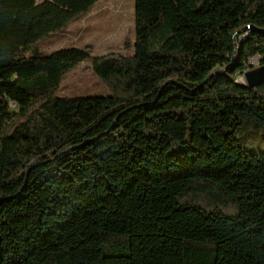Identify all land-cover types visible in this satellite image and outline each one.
Here are the masks:
<instances>
[{"label": "trees", "instance_id": "trees-1", "mask_svg": "<svg viewBox=\"0 0 264 264\" xmlns=\"http://www.w3.org/2000/svg\"><path fill=\"white\" fill-rule=\"evenodd\" d=\"M98 1L0 0V264H264V83L233 80L264 0H134L131 54L27 58ZM83 61L111 95L55 97Z\"/></svg>", "mask_w": 264, "mask_h": 264}, {"label": "rangeland", "instance_id": "rangeland-1", "mask_svg": "<svg viewBox=\"0 0 264 264\" xmlns=\"http://www.w3.org/2000/svg\"><path fill=\"white\" fill-rule=\"evenodd\" d=\"M126 38H134V0H99L88 14L72 22L63 31L40 40L26 56H45L61 48L86 46L93 49L89 53L94 56L110 53L131 54V50L125 52L123 49ZM104 39L105 42H102ZM105 46L107 49H104ZM259 60L256 58L251 61L253 68L260 65ZM12 79L10 74L2 77V80ZM233 80L237 85H245L242 75ZM54 95L57 98L106 97L111 92L93 72L91 63L83 61L64 74ZM8 106L15 108L13 102ZM5 120L6 118L1 120V125Z\"/></svg>", "mask_w": 264, "mask_h": 264}, {"label": "water", "instance_id": "water-1", "mask_svg": "<svg viewBox=\"0 0 264 264\" xmlns=\"http://www.w3.org/2000/svg\"><path fill=\"white\" fill-rule=\"evenodd\" d=\"M252 30V28H249ZM260 32H263L261 29ZM245 85L248 88H254L260 84L264 83V65H259L258 67L251 68L245 71L242 75ZM240 86V85H238Z\"/></svg>", "mask_w": 264, "mask_h": 264}, {"label": "crops", "instance_id": "crops-1", "mask_svg": "<svg viewBox=\"0 0 264 264\" xmlns=\"http://www.w3.org/2000/svg\"><path fill=\"white\" fill-rule=\"evenodd\" d=\"M104 12V11H103ZM107 16V15H106ZM72 29H75L76 30V28L75 27H73ZM102 42H105V39H104V41H102ZM101 42V43H102ZM99 47V46H98ZM106 47V48H105ZM104 47V49H107V46H105ZM85 48H89L88 50H93V49H91V47L90 46H86V47H84V48H78V49H85ZM99 49V48H98ZM103 55H106V54H102V55H98V56H103Z\"/></svg>", "mask_w": 264, "mask_h": 264}, {"label": "built area", "instance_id": "built-area-1", "mask_svg": "<svg viewBox=\"0 0 264 264\" xmlns=\"http://www.w3.org/2000/svg\"><path fill=\"white\" fill-rule=\"evenodd\" d=\"M244 34H245V33H244ZM244 34H243V36H242V37H244ZM242 37H240V38H242ZM249 64H250V66H252V62H250Z\"/></svg>", "mask_w": 264, "mask_h": 264}, {"label": "bare ground", "instance_id": "bare-ground-1", "mask_svg": "<svg viewBox=\"0 0 264 264\" xmlns=\"http://www.w3.org/2000/svg\"><path fill=\"white\" fill-rule=\"evenodd\" d=\"M243 82V81H242Z\"/></svg>", "mask_w": 264, "mask_h": 264}]
</instances>
